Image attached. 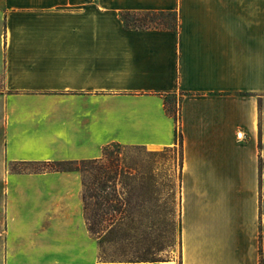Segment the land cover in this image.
I'll list each match as a JSON object with an SVG mask.
<instances>
[{"label":"crops","instance_id":"obj_1","mask_svg":"<svg viewBox=\"0 0 264 264\" xmlns=\"http://www.w3.org/2000/svg\"><path fill=\"white\" fill-rule=\"evenodd\" d=\"M121 12L175 24L128 27ZM0 77L3 264H175L102 261L81 173L12 167L176 134L178 264H260L264 0H0Z\"/></svg>","mask_w":264,"mask_h":264},{"label":"rangeland","instance_id":"obj_2","mask_svg":"<svg viewBox=\"0 0 264 264\" xmlns=\"http://www.w3.org/2000/svg\"><path fill=\"white\" fill-rule=\"evenodd\" d=\"M125 20L132 26H170L175 24L173 13H126ZM2 82L0 77V90ZM171 108L172 114L176 111ZM109 153L118 159V167L110 171V182L102 194L114 195L120 209L125 210L126 219L117 231L106 236L90 233L97 239L99 257L102 261H179V214L181 167V145L151 150L143 146H122L110 144ZM260 171L264 174V161ZM44 163H29L13 166L16 171L35 170ZM2 169V168H1ZM0 169V264H3V229L5 226L2 208V180L6 171ZM86 186L83 188L87 215L95 214V199L91 192V173L83 175ZM97 188V187H96ZM261 189H264L262 182ZM97 191V189H96ZM115 191V192H114ZM98 192V191H97ZM112 207L109 214H117ZM120 227V226H119ZM105 233V232H104ZM264 230L260 234L259 263L264 264Z\"/></svg>","mask_w":264,"mask_h":264},{"label":"trees","instance_id":"obj_3","mask_svg":"<svg viewBox=\"0 0 264 264\" xmlns=\"http://www.w3.org/2000/svg\"><path fill=\"white\" fill-rule=\"evenodd\" d=\"M129 12H121L120 17L124 24L126 26L131 27H137L132 26L128 24L125 20V14ZM143 13V14H156L158 12H136ZM154 26V25H153ZM143 27H150V26H143ZM174 119H177V116L175 117V114H173ZM176 140L181 145V138L180 134H176ZM118 145V144H117ZM110 144L104 146L102 149V155L99 158H93V159H85L80 160L78 162H65V161H56V162H49L44 163V167L39 168V170H71L76 169L81 173V179H82V203H83V212L85 217V223L87 226V229L90 233L95 234L97 237L99 235L106 236L108 234L113 233L114 231H117L121 228L123 225L124 220L126 219L125 216V210L120 209V203L119 201H115V206L113 204L115 198L114 195L111 193L106 192L105 194H102L99 190L104 191L107 187L108 183L111 180V177L109 172L114 171L115 168L118 167V159L115 158V156L112 155V153H109ZM38 170V169H37ZM116 171V170H115ZM114 171V172H115ZM86 173H91V181H90V188L92 189L90 194L88 196L93 197L95 199V214L92 216L87 215V207H86V201H85V193L83 192V188L86 186L84 182L83 175H86ZM97 187V188H96ZM97 189V191H96ZM115 192V191H114ZM112 207L113 211H118L117 214H107V210ZM120 226V227H119ZM105 232V233H104Z\"/></svg>","mask_w":264,"mask_h":264}]
</instances>
